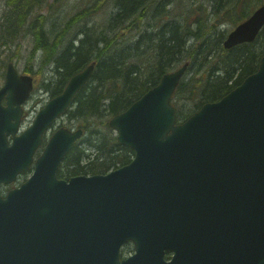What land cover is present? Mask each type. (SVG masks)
Returning <instances> with one entry per match:
<instances>
[{
    "label": "water",
    "instance_id": "1",
    "mask_svg": "<svg viewBox=\"0 0 264 264\" xmlns=\"http://www.w3.org/2000/svg\"><path fill=\"white\" fill-rule=\"evenodd\" d=\"M263 26L264 4L223 47L252 42ZM186 68L165 74L109 121L117 143L134 152L127 166L59 180L58 165L82 132L51 136L31 177L0 194V264H264V56L229 94L177 125L170 99ZM93 69L71 77L17 136L33 83L7 66L0 185L28 170L43 133ZM126 242L134 253L120 260Z\"/></svg>",
    "mask_w": 264,
    "mask_h": 264
},
{
    "label": "trees",
    "instance_id": "2",
    "mask_svg": "<svg viewBox=\"0 0 264 264\" xmlns=\"http://www.w3.org/2000/svg\"><path fill=\"white\" fill-rule=\"evenodd\" d=\"M0 2V66L19 61V44L30 39L21 72L50 74L42 88L54 97L94 64L65 114L84 136L64 158L59 179L105 174L129 163L133 152L117 144L108 121L163 75L188 64L172 98L182 122L238 86L264 55V28L250 44L223 48L227 33L264 0H83L69 10L65 0Z\"/></svg>",
    "mask_w": 264,
    "mask_h": 264
},
{
    "label": "rangeland",
    "instance_id": "3",
    "mask_svg": "<svg viewBox=\"0 0 264 264\" xmlns=\"http://www.w3.org/2000/svg\"><path fill=\"white\" fill-rule=\"evenodd\" d=\"M83 0H65L64 2V9L65 10H69V7H72L74 6L75 4H78V3H81ZM85 1V0H84ZM4 7V3L3 2H0V16H1V13H2V9ZM60 19H57L56 21H59ZM58 24H56L54 26V28H57ZM47 29H49V26L47 27ZM224 29V27L222 28V30ZM31 41L30 39H26L24 41H21V43L19 44L20 45V60L15 62V59L13 60L15 66H16V69L21 72L22 71V63H23V55L26 54L27 51H30L28 50L30 48V44ZM17 47L14 45L11 46V50H16ZM8 54H10V52L8 51L7 52ZM12 62V63H13ZM33 77V76H31ZM51 78V75L48 74L47 72L45 73L42 72V73H37V75L35 77H33L34 81H35V89L32 93V96L31 98L28 100L26 106H25V111L27 112V117L24 119L23 121V130H25L32 122L33 120V117L35 116V114L38 112V110L48 101V99L50 98L49 97V94L42 88V82L44 81V79H49ZM2 85V79L0 80V86ZM60 126H65V127H68V128H71V129H74V128H78V127H75V126H70L68 123H65L64 122V119L63 120H60L58 121L54 128H57V127H60ZM28 177L27 174H25L21 180L19 181L22 182L23 180H25L26 178ZM132 246H127L123 249L124 251V254L127 256V255H130L132 253Z\"/></svg>",
    "mask_w": 264,
    "mask_h": 264
},
{
    "label": "flooded vegetation",
    "instance_id": "4",
    "mask_svg": "<svg viewBox=\"0 0 264 264\" xmlns=\"http://www.w3.org/2000/svg\"><path fill=\"white\" fill-rule=\"evenodd\" d=\"M27 114V112H25V115Z\"/></svg>",
    "mask_w": 264,
    "mask_h": 264
},
{
    "label": "bare ground",
    "instance_id": "5",
    "mask_svg": "<svg viewBox=\"0 0 264 264\" xmlns=\"http://www.w3.org/2000/svg\"><path fill=\"white\" fill-rule=\"evenodd\" d=\"M66 87V86H65ZM65 87H64V89H65Z\"/></svg>",
    "mask_w": 264,
    "mask_h": 264
}]
</instances>
